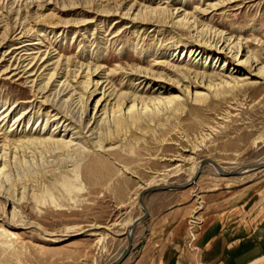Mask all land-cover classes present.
<instances>
[{
  "label": "rangeland",
  "instance_id": "rangeland-1",
  "mask_svg": "<svg viewBox=\"0 0 264 264\" xmlns=\"http://www.w3.org/2000/svg\"><path fill=\"white\" fill-rule=\"evenodd\" d=\"M216 1L174 3L183 2L195 15ZM46 2L34 10L25 0H0V60L14 36L28 28L30 36L38 34L33 40L38 44L28 51L52 50L53 61L66 62L65 76L56 80L66 77L83 98L91 87L77 74L81 64L101 66L118 92L138 87L142 78L129 74L135 66L163 72L179 85L178 98L139 105L131 112L135 116L117 113L101 127L89 118L95 99L88 116L80 115L78 106L65 101L68 95H58L60 81L2 74L11 62H0V109L11 110L0 132L16 127L13 120L22 113L18 131L30 119L28 134L13 139H30L36 147L15 158L2 182L0 264H109L126 251L129 223L144 214L138 195L146 184L184 183L207 157L225 172L264 161L263 79L252 76L247 85H212L197 89L203 96L189 94L186 83L153 65L168 59L160 52L171 55L176 45L192 44L186 29L170 27L166 14L138 13L137 20H159L157 26L142 25L130 21L134 14L121 17L129 5L124 0ZM208 11L204 16L213 14L214 28L247 40L256 57L264 55V0H238ZM179 49L175 57L185 60ZM214 53L205 64L217 70L223 56ZM50 137L76 146L40 142ZM143 201L147 216L135 226L119 264H264V167L222 176L205 164L191 185L149 192Z\"/></svg>",
  "mask_w": 264,
  "mask_h": 264
},
{
  "label": "bare ground",
  "instance_id": "bare-ground-1",
  "mask_svg": "<svg viewBox=\"0 0 264 264\" xmlns=\"http://www.w3.org/2000/svg\"><path fill=\"white\" fill-rule=\"evenodd\" d=\"M107 1L116 2L119 0ZM124 1L127 2V4L129 5L127 6L128 8L126 9V11L122 13L121 17H124L125 14H134L132 20H130L132 23L138 21L142 25L151 23L157 26L159 22L158 19L152 17L143 18L142 21L137 20L138 13H164L168 16V18L172 19L171 21H169L170 27L174 26V23H178L180 26H182L188 31L187 35L183 36L188 38V40L191 41L192 44H178L173 49V51L176 52L178 47H180L179 52L181 51L184 55L183 57H186L185 60L182 57L176 58V54L174 52L171 53V55H168V53L166 54L160 52V57L165 56L168 57V59L158 61L156 60L153 62L154 66H160L161 68H163L162 70L164 72H169L171 76H176L177 79L186 83L185 86L182 87L183 90L187 93L193 94L195 96H203V93L197 91L198 88L204 90L206 88L208 89V87H212V85H247L250 83L249 79H251L252 76L259 77L264 80V55L259 54V56L256 57V52L248 48L249 45L247 40L243 42L242 40H240V38L232 37V34L225 35L226 33L218 30L217 28H214L211 24L213 22V14H211L209 18H206V16H204L205 14L208 15L212 12L208 11V8L215 10L227 7L231 3H234L238 0H218L214 3H209L206 5L207 8L199 10V14L196 13L195 15L192 14V11L191 13L186 11L185 7H183V2L177 5L176 3H174V0H172L173 3H170L167 0ZM35 2L38 3L36 4ZM45 2L46 0H25V3L33 5L32 8L35 7L34 10L41 9L49 3ZM154 2L156 4L155 6L151 7L148 5ZM197 10L198 9H196V11ZM204 19H207V23L204 21ZM212 27L214 29H212ZM30 35V30L26 28L21 29L14 36L15 43L13 44V47H11V49H8L7 51H4L0 60V62H11L7 66V68L2 71V74H10L11 71H13V73H11L10 76L22 73V75L18 77H23V74H27L28 77H33L32 81L36 80V82L42 80L44 77L47 76L49 83L52 80L55 81L57 77L65 76V67L63 64H66V62L61 63V61H58L59 58L53 61L54 55L51 54L52 50H43L41 54L38 53L40 48L38 49V52L36 54H33V52L28 51L32 49L30 48V45L37 43L33 42V40L37 39L36 36L38 34H36L35 36ZM262 45L263 44L261 43L260 46ZM3 46L4 44L0 42V47ZM211 52H215V55L218 54L223 56V64L220 68H215L217 70H214L212 67L206 66L205 64V62L210 56L209 53L211 54ZM202 58L204 59V62L201 61ZM218 58L219 57H217V60ZM226 65H230V68L228 69ZM56 67H59L58 71ZM209 68L213 70H211V72H207ZM80 70L81 72H78L77 74H79L80 77H86L85 81H87V83H85V88L91 87V89L89 90V96L83 98L81 93L76 90L75 86L68 83L66 77H64L62 81H60V79L56 80L58 82L60 81L58 95L60 93L64 96L68 95L65 101L68 100L70 106H78L77 111H80V109L82 110V112H80V115L87 114V116V106L91 100L95 99L93 103V112L89 118L90 121H92V124H97L100 121L99 124L101 127L105 126L109 117L114 118L117 113L127 114V117L128 114H130L129 116H135V113L132 115L131 112L134 111L135 107H138L139 105L140 108H142L144 106L146 107L147 105L159 103L164 99L169 100L178 98L175 95V92L176 89H178L179 85L175 83L176 80H173L170 76H166V74H164L163 72H155L154 70H146L142 67L135 66L130 70L129 74L137 75L138 77L136 78V80L142 78V80L136 82L138 83V87L135 88L134 92H118V90H116L113 86L111 80L108 79L109 77L102 72L101 66H83V64H81L77 71ZM8 77L9 76H7L6 78ZM156 81L161 82V84L157 85L156 87H153L154 82ZM143 82L144 84H142ZM77 88L80 87L77 86ZM165 93L168 94L164 95ZM10 111L11 110L7 108H4L0 111V122H2L5 117L10 114ZM25 117L26 116H23V114L21 113L13 120L14 124H16V127L8 130L6 133L0 132V189L2 186V182H4L3 179H6L8 170L10 169V166H12L15 158H22L24 156H28V154L32 152V150L34 151V149L36 148L33 145V141L30 139H13L14 135H17L18 133H24L25 135L28 134V132L26 131V127L29 124L30 119H27L25 127L23 126L19 128L18 131V127L20 126V124L24 123ZM22 119H24L23 122ZM45 125L47 124H44V126ZM57 127L58 126H55V129H57ZM65 129L66 128H64L63 130L65 131ZM11 130V137H8L7 133ZM70 138L72 139V136H70ZM44 141H49L52 144H57V146L60 145L61 147L66 148H74L76 146V142L70 139L55 140L54 138L50 137L43 141L41 140L40 142ZM199 163L200 161L197 163L194 173L198 169ZM216 171L218 172L217 169ZM156 185L159 184L153 185L151 183H148L143 187V189L139 192L138 195L139 203L141 199L143 201L144 195L149 193L146 192L143 195L144 190ZM0 196L6 195H3L0 190ZM5 200L8 201V197H5ZM143 204L144 207L140 203V205L144 209V213H147L144 201ZM140 217L134 219V221L129 223L125 232L127 240L128 232L130 231V226H132V224Z\"/></svg>",
  "mask_w": 264,
  "mask_h": 264
},
{
  "label": "water",
  "instance_id": "water-1",
  "mask_svg": "<svg viewBox=\"0 0 264 264\" xmlns=\"http://www.w3.org/2000/svg\"><path fill=\"white\" fill-rule=\"evenodd\" d=\"M205 164L213 165L218 170L219 174L222 175V176L236 175V174H238L240 172H243L244 170H247V169H258V168L264 167V161H262V162H259V163H256V164H251L248 167H240V168H236V169L230 170L228 172H225V171H222L220 169L218 163H216L213 159L207 157V158H203V159L200 160V163L198 165V169L196 170V172L194 173L193 177L190 180H188V181H186L184 183H179V184L152 186V187L144 190L143 195H144V193L151 192V191L185 188V187H187V186L192 184V182L196 179V177L200 173V170H201L202 166L205 165ZM140 203L142 204V206L144 205L142 199H141ZM146 214L147 213L145 212L139 219H137L132 224V226H130V228H129L130 231L128 232V246L126 248V251L117 260H115V261H113V262H111L109 264H119L122 261V259L126 256V254L128 253V250L130 249L131 242H132V231H133L134 227L137 225V223L146 216Z\"/></svg>",
  "mask_w": 264,
  "mask_h": 264
},
{
  "label": "crops",
  "instance_id": "crops-1",
  "mask_svg": "<svg viewBox=\"0 0 264 264\" xmlns=\"http://www.w3.org/2000/svg\"><path fill=\"white\" fill-rule=\"evenodd\" d=\"M263 214H264V213H263ZM263 217H264V215H263ZM227 218H228V216H227ZM209 241H210V240H208V238L204 241V243H205L206 246H209V244H211V243H209Z\"/></svg>",
  "mask_w": 264,
  "mask_h": 264
}]
</instances>
